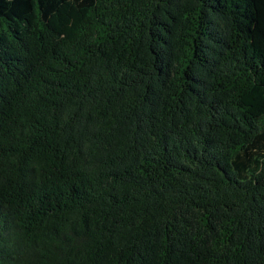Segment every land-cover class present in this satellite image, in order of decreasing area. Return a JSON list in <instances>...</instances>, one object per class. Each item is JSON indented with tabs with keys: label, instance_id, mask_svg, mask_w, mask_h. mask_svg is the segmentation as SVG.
I'll list each match as a JSON object with an SVG mask.
<instances>
[{
	"label": "trees",
	"instance_id": "16d2710c",
	"mask_svg": "<svg viewBox=\"0 0 264 264\" xmlns=\"http://www.w3.org/2000/svg\"><path fill=\"white\" fill-rule=\"evenodd\" d=\"M0 264H264V0H0Z\"/></svg>",
	"mask_w": 264,
	"mask_h": 264
}]
</instances>
